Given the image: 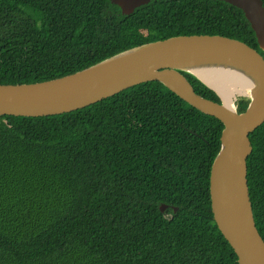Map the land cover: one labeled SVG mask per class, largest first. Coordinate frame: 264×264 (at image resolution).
<instances>
[{
	"label": "trees",
	"instance_id": "1",
	"mask_svg": "<svg viewBox=\"0 0 264 264\" xmlns=\"http://www.w3.org/2000/svg\"><path fill=\"white\" fill-rule=\"evenodd\" d=\"M182 35L237 39L264 56L242 10L219 0H153L130 15L111 0H0V84L58 79ZM249 104L238 98V112ZM223 129L158 82L62 115L0 117V264H239L211 208ZM250 138L264 239V124Z\"/></svg>",
	"mask_w": 264,
	"mask_h": 264
},
{
	"label": "water",
	"instance_id": "2",
	"mask_svg": "<svg viewBox=\"0 0 264 264\" xmlns=\"http://www.w3.org/2000/svg\"><path fill=\"white\" fill-rule=\"evenodd\" d=\"M153 0H111L123 15ZM242 10L264 51L263 0H219ZM232 67L253 83L248 109L238 112L237 100L225 105L220 93L196 71ZM184 73L214 90L221 102L197 93ZM163 84L203 114L221 121V150L210 175L214 220L238 257L239 264H264V239L254 218L248 184L251 134L264 124V56L247 43L221 35L175 36L147 43L77 73L30 84H0V117H47L71 113L143 83ZM168 205L162 204L165 213ZM178 208H174L177 212Z\"/></svg>",
	"mask_w": 264,
	"mask_h": 264
},
{
	"label": "bare ground",
	"instance_id": "3",
	"mask_svg": "<svg viewBox=\"0 0 264 264\" xmlns=\"http://www.w3.org/2000/svg\"><path fill=\"white\" fill-rule=\"evenodd\" d=\"M211 87L216 89L225 103L232 107L237 94L248 95L253 83L242 71L232 67H217L196 71Z\"/></svg>",
	"mask_w": 264,
	"mask_h": 264
},
{
	"label": "rangeland",
	"instance_id": "4",
	"mask_svg": "<svg viewBox=\"0 0 264 264\" xmlns=\"http://www.w3.org/2000/svg\"><path fill=\"white\" fill-rule=\"evenodd\" d=\"M247 96V95H246ZM246 96H244V95H242V94H237V96H236V98H235V100L234 101H236L238 98H240V97H246Z\"/></svg>",
	"mask_w": 264,
	"mask_h": 264
}]
</instances>
